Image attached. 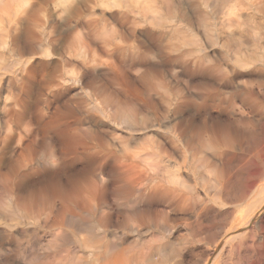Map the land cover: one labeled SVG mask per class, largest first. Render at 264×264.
<instances>
[{
	"label": "clouds",
	"instance_id": "clouds-1",
	"mask_svg": "<svg viewBox=\"0 0 264 264\" xmlns=\"http://www.w3.org/2000/svg\"><path fill=\"white\" fill-rule=\"evenodd\" d=\"M0 264H264V0H0Z\"/></svg>",
	"mask_w": 264,
	"mask_h": 264
}]
</instances>
